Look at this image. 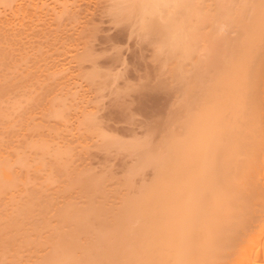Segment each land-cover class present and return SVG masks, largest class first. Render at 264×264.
Returning a JSON list of instances; mask_svg holds the SVG:
<instances>
[{"label":"bare ground","instance_id":"bare-ground-1","mask_svg":"<svg viewBox=\"0 0 264 264\" xmlns=\"http://www.w3.org/2000/svg\"><path fill=\"white\" fill-rule=\"evenodd\" d=\"M43 1H40V0H0V104L2 100L4 99L0 107H2L3 104H5L4 101L7 102L8 100L12 98L11 96L10 98H7L6 100V97H8L10 93L13 94V92L17 91V90L15 91L14 87L17 89V86L19 88L20 84H22V83L20 84L17 83V80H15L17 79V75L14 73L15 67L17 66L16 64L14 65V63H16L17 61L16 59H18L16 58L17 56H15L16 54L15 52L18 50L17 48H20L17 43H20L19 40L21 41L23 38H25V36H27V33H29L30 35L33 34L34 36L31 35L33 37H38V35L40 37L41 33H39L38 31L42 32V36H43V31L45 30H42V28L45 26L43 29L45 28L49 29L50 23L46 25L44 23L46 19H43V15L38 13V11L41 12L44 8L47 7L43 5L42 3ZM123 1L124 0H122V2ZM191 1H194V0H191ZM205 1L203 0V2ZM66 2L67 1H65V3ZM127 2H130V0L129 1L127 0ZM136 2L137 4L135 5L136 6L135 9L138 8L136 10L137 12H139L138 10L141 9V6H142V9H141L142 11L144 12L148 11L147 13H145L147 16H145L144 13H141L143 14V16H145L144 17L145 19L146 17H149V14L153 15L154 13L158 11L160 13L163 11L169 12L171 9H174V11L167 13L168 17L166 16L165 20L162 19L165 22L166 20L169 19V16H170V20L167 21L168 23L165 22L167 23L165 25H166V31L168 30V32H165L164 24L159 22V26L161 25L160 26L161 28L157 26L158 22L156 20V17H154L155 19L152 18L154 20L151 21L153 23L151 25L154 27H150V28L148 27V28L150 30L151 28L155 29L156 27V30L152 31V33L155 31V33L153 34H156V31L159 34V31L161 32V30H163L165 33H163V31L162 33H160V35L162 34L160 40L161 41L164 40L167 44L168 42H171V41H172L171 44H173L174 43L173 38H176V40L182 39L183 41L185 39V42L187 40L186 44L189 43L188 42L189 36L186 39L184 38V35L176 34L177 32L179 33L180 30L183 29L182 27H181L182 29H180V27L177 28L181 24L180 23L181 21L178 22V20L176 19L179 18L178 16L181 12H182L181 14L183 15V17H185L184 15H186L187 13L186 10H188L187 9L188 5L191 3L190 0H189L190 3L188 2V0H144V1L136 0L135 3ZM199 2H202V0L198 1V3ZM56 3L57 2H55V4ZM123 3L125 5V2ZM135 3L133 2L132 4H135ZM148 3H150V6ZM195 3L196 2H194V4ZM207 3L205 4L206 8L208 7L207 10H209L210 12H213L212 14H209V15L205 14L207 15V17L211 15V17H209L211 18L210 26L206 27L204 23H203L204 26H202L201 24L202 22H205L204 21L205 19H207L206 16H205L206 18L203 17L204 20L200 19L201 17H199L200 21L203 20L201 21V23L200 21L199 23L198 21L197 22L195 21V22L196 24L197 23L201 24L199 25V28L204 27V29L201 28L202 30L209 28V31H207L208 33H206L207 35H205L207 36L206 40L208 41L204 40L205 33L201 32L200 34L201 35L203 34L202 36L204 37L203 42L197 44V45H200V44L205 45L204 44V41H205V43L206 42L208 43V46H207V49L205 48L206 45L204 46V49H206V51H204L203 47L201 48L200 46H198L196 48L193 45L196 48V50L200 47L201 49H203L202 50L203 52L209 53V55L207 54L208 58H207V55L205 56L206 59L204 57L205 54H202L203 55L202 58H204L205 60L208 59L206 62L207 64H204L201 66L199 64L200 68L202 66L204 67V69L203 67L201 69H203L205 72L201 73L199 66H197L198 68H196L195 66L196 64L199 63V61H201L203 64V61L201 60L202 58H200L202 56L200 54L202 53V51L199 50L200 48L198 49L196 53L194 52V54L191 52L193 54V57L195 55L199 56L200 60L198 58L199 60L198 63H196L197 61L195 60L197 57L193 59V57L191 58L189 56L191 58L190 61L194 60L193 63H195V65H193L191 62V64L193 65V66L191 65L193 69H190V70L186 68L187 64L189 63L188 60H187L188 63H186V65H182V66H185L183 68H181V65H179L181 64L180 62L179 64L178 62L177 63L171 62L172 64L170 65L174 66L172 68L168 64V61L170 62L171 59L173 60L176 59V54L174 55L172 51L173 49L169 50L170 48L173 47V45L171 47L170 43H169L170 48L167 49L170 52H168L167 54L170 53L171 59L167 60L169 59L168 58L169 56L166 57L167 50H165L166 52L164 51L163 53L166 56L163 55V57H159L161 60L166 59L165 60L166 62H164L163 60L164 62L163 64L167 63L169 66L162 65L161 61L159 64L158 63L156 64L158 65L161 64L160 69L162 68L167 69V67H170L172 71V72L168 71V73L170 74L174 73L175 71L174 68H176L175 66H177L178 64L177 68L178 67L179 68L178 69L176 68L177 71L175 72L180 71L179 74H177V76L179 75L180 78H177L174 75L175 82L172 84L175 86L174 89L176 88L177 85H179L182 82V80L180 79H183L182 77L186 73V71L188 72V74H189V71H192L193 73L191 72L190 76L186 74L187 77L189 78L191 77V78L190 79L186 78L185 80H183L185 82V83L183 82L184 85L182 86L180 85V87L177 86L178 87L177 90H180L182 87V90H181V93H183L182 96H181V93L179 94V91L176 93L177 90H175V96H174V93H171L170 94L171 98L170 97L169 98L165 97L167 99L164 98L167 101V104H165V106L166 105L168 106L166 107L162 106L166 109V111L164 109L165 112L162 113L163 116L160 115L163 109H161L162 107L160 108V104H159V108L161 109V111H159L160 109L158 108L157 106L158 104H157L155 107L157 108L156 111L158 110L157 112H159L158 116L156 113V115L154 114L155 117H152L149 119V117L153 116L151 114V116H148V119L151 121H147V119L145 120L144 119L145 117H144L143 119L146 122L144 121H142V123L140 122V126H135V124L139 122H136L134 124V126L137 127L138 130H141V132L143 131L142 133L141 132L139 133L140 135L141 134H143L142 136L146 135L144 137L145 142L143 140H139V143L143 141V144L145 143V146L141 145L142 144L141 143L140 145L143 146V148L137 147L135 151L136 155L132 152L133 153L132 155L135 156V157L133 156L134 159L132 158V163H133V160L140 161V163H138L139 161L138 162L134 161V165L137 164L135 168L137 167L138 173L140 172L139 171L140 168L143 169L141 170V172L145 171L143 175L141 172L139 174L140 177H142L140 178V181L142 180L141 181L142 183L140 182L141 185L140 186L138 185L139 188L138 190H136L137 186H134V185H137V183H139L138 182L139 178H137L138 174L135 177L136 179L134 178L131 179L132 172L128 170L129 171L128 173H131V174H128L127 172L126 173H127V176L130 177L131 180L128 177H126V180L129 181V182L127 181L126 183L128 185L133 180V183H131L132 191L131 189H129V191L133 194V196L130 194V192H128L129 193V194L127 193L128 195L125 194L127 196H123V198H119L120 195L122 194L119 195L117 193L118 189H116L115 193L118 194L119 196H116L115 193L113 197L109 195L110 196L109 198H111L108 200L109 202L107 201V197H106V202L107 204L109 203L110 206L112 205L110 203L114 202L115 205L119 203L116 206H113L114 205L113 204L109 212L105 211L104 209H100L99 207H98L99 209L97 207L96 209H94L98 201L97 203L95 201H92V203L93 202L95 203L94 205L91 202H89L91 199H88L86 200L88 202L84 203L86 204L85 206L87 207V203L89 204L91 203L92 205H94V207L89 206L90 207L89 209L91 210L86 209V211H85V208L84 210L82 208L81 210H83L84 213L86 212L85 213L86 215H83V211H82V216H76L75 215L76 211L73 209L76 206L75 207H73V205L71 206L72 202H69L70 200H67L69 204L68 202L67 203L63 202V204H61L63 205L64 210L63 209H61L62 211L60 210L61 211L60 213H62V215H60L59 213L58 214L60 215L59 218L58 219L56 218L54 222L50 220L47 221V220L42 219V224L39 223L38 226L36 225L37 227L32 226L31 228L29 225L30 223H29L28 225L30 229H27L28 226L26 227L27 224L25 222L27 220L26 218L27 217L31 218L30 214L31 215L34 214L35 211L33 210H37V208H34L35 205L33 201H32L33 205L31 203L20 204L21 203V201L19 200L20 198H18V200H15L16 198L14 194L15 192L18 193L17 191H15V189H17V185H15L17 184L16 182L20 184L19 181H21V180L16 181L17 180L16 176L19 174V176L23 178V181H24V178H27V176L23 177L24 175L23 172L25 171V169L32 170L31 167L36 164L34 163L32 164V166L30 165L31 169L28 168L29 167L27 166V164L29 163L28 159H31V158H28V156H32V155L31 154L28 155L24 153L25 147L27 149L29 147L28 145L33 143L32 141L30 143L29 142L30 140L29 141L26 140L27 136L25 135L26 134L28 135V133L23 132L24 128L26 129L30 127L31 125L25 126L23 128L24 126L23 123L25 122L21 121V123L22 122L23 123L21 125L19 124L18 126L17 122L19 120L16 122L17 124L14 123V121L12 120V119H15L14 118V116L16 115L15 113H14L15 114L14 116H12L13 114L10 113L12 114L11 117H13L10 119L9 110L7 112L9 114V117L6 115L7 113L4 114V112H2L1 114L0 112V119L2 120V124H3L2 125L0 121V126H1L0 127V194L2 193L0 197L3 196V193H5V191L7 193V191H11V189L14 188L13 187L14 185L16 186L15 189H12V191H15L14 193L12 192V195H10L11 192H9L8 194L10 196L8 197L9 201H7L8 203L6 202L8 206L9 204L10 206L15 204L13 205V209L12 210L10 209L9 212L10 211L11 212L8 214H5V216L0 215V264H264V0H210L209 6H207ZM42 5L44 6V8ZM65 5H67V3ZM114 5L116 6L115 3ZM196 5H198V8L196 7L197 9L201 7V5L199 6V4H195V6ZM131 6L130 8L132 9L133 7ZM143 6L145 7L147 6L146 10H145V7ZM203 7L204 6L201 7L202 10H203ZM201 8L198 11L201 12ZM206 8L204 7V10ZM53 9L54 7L51 9H48V12L49 10H51L50 12L52 13ZM66 9H68L67 6L64 8V10ZM151 9H154V10H152L151 12ZM155 9H157L158 11L157 10L155 11ZM111 10L112 9H110V11ZM175 10H177V12L179 10L180 13L178 14L177 12H175ZM56 11H55V14H56ZM43 12L45 13V10H43ZM62 12L60 15H63ZM114 12H117V11H114ZM58 13H60V11H58ZM63 13L64 15H66L65 12ZM131 13L132 12H130L129 14ZM174 13L177 15L176 18H174L175 16L173 15ZM190 13H191L192 18H194L195 11L191 10L189 14ZM39 14L42 15L41 18L44 20V22L40 21L41 19L39 18L40 17ZM55 14L54 16H60L59 14L58 15L57 14L55 15ZM67 14H69V11L67 12ZM117 14L119 13L117 12ZM167 14H164V15H167ZM181 14L180 16H182ZM19 15L21 17L23 15V17L20 18ZM32 15H33V18H34V15L38 16V17L36 16V18H39L37 20L40 21V25L43 23L41 25V27L43 26L42 28L36 26L37 22L34 23L37 29H34L35 26L33 27L32 24H29V22L33 20ZM28 16L30 18L29 21L27 19ZM157 16H162V15L160 14ZM198 16L196 17L198 18ZM202 16H204V14ZM134 17L136 16L134 15ZM18 18H20L21 20ZM44 18H47V16ZM57 18L61 21V18L63 17L61 18L57 17ZM25 19L28 21L27 23L25 22ZM35 20L36 19L34 18V22ZM49 20H52V19H49ZM130 20L131 19H129V21ZM174 20H176L178 24H174ZM194 20L195 19H193L192 21L194 22ZM24 22L26 24H24ZM51 22H52L51 24L52 26L54 22L53 21ZM130 24L132 23L130 22ZM191 24H188V26ZM29 25L31 26L30 28H29ZM136 25L137 27H139L138 23ZM148 25L149 24H147L146 26ZM189 28L188 30L190 31ZM51 29L52 28H50V30ZM30 30L31 31L33 30V32L30 33L31 32ZM34 30H37L38 33H36ZM34 32L37 35H35ZM191 32L189 34H191ZM193 32H197V31L195 30ZM149 33H150V36H152L151 35L152 33L148 32V34ZM163 34H164V37H163ZM200 34L199 32H197L198 36L196 37L193 36V37H195V39L198 37L201 39ZM131 36L129 38H131ZM29 37L30 36H28V38ZM44 37L46 36L44 35ZM165 37H167L168 39H166ZM28 38L26 37L27 40H30ZM192 38H189V39L193 40L194 38L193 39ZM199 38L197 40H199ZM37 39L39 40L41 38H37ZM195 39L193 40L194 42L193 41L192 42L195 43L196 45V43L198 42H195L197 41ZM38 40H37V44H38ZM166 40H169V41H166ZM179 40L176 42L180 43ZM31 41L35 42L36 40L35 41L31 40ZM156 41L158 42H155V40L152 41V44L155 42V44L153 45H156L157 43V47H156V51H157L158 47L162 48L164 46L163 44L164 42L160 43L161 41L159 42V38ZM29 42L28 41L26 42V40L23 42L21 41V45L22 43L24 44V47L23 46L21 47L25 48L27 43L31 44ZM192 42H191V45H192ZM160 44L162 47L160 46ZM33 45L35 44L33 43ZM16 46L18 47L16 48ZM28 46L30 47V45ZM32 48L35 49V47L33 46ZM153 48L155 49L154 46ZM190 48L192 50L193 47H190ZM162 50L158 49V51L155 52V54L159 53L161 55ZM178 50L179 51L177 50L176 51L179 52V54H181L180 55V59H181L182 58L181 56L183 54H182V51H180V49ZM171 52L173 53V56ZM25 54L23 53V55ZM21 55L22 54H20V56ZM37 55H38V52H37ZM178 58L179 56L177 57V61L180 60ZM39 60L40 59H38V61ZM205 60H204V63H205ZM28 61L29 60H27V62ZM43 61L42 62L39 61L37 64L39 63L44 64ZM183 61H184V57H183ZM67 63L69 64V62ZM60 64L62 65V63H59V65ZM27 65L29 64H26L24 66L22 65L23 69L22 68L21 69L24 70V67L26 68ZM61 65H60L61 68H58L57 70L63 73H65L66 71H69L68 70L69 68L67 69V66L65 68V66L63 65L61 66ZM45 66L43 67V69H45ZM70 67L72 66L70 65ZM40 68H41V65H40ZM49 68H51V66H49ZM183 70L185 73L183 72ZM26 72H28L30 76H32V73H30L29 68H28V71ZM22 73L24 72L22 71ZM40 74L42 75V73ZM67 74L66 75L63 74V75L66 77L68 76ZM14 75L16 78H14ZM57 75L60 76V72ZM197 75L199 77H197ZM174 76L170 78L172 79L174 78ZM70 77H72V75ZM29 78H32V77H29ZM37 78L39 80V76ZM170 78H168V80H170ZM192 78L194 79L196 78V80L198 79L199 81L198 83L200 86L199 91H201V92L198 91L199 94H196L197 92L196 93L194 92V90L197 91V89L199 88L197 87L198 81L197 82L196 80L193 81ZM25 79H28V77ZM14 80L16 81V84ZM160 80L161 79H159V81ZM179 80L181 82H179ZM187 80L189 82H186ZM190 80H191V83H190ZM163 81H165V78ZM192 81L196 82L197 89L195 85L192 83ZM170 84L166 85L165 82H163V84H160L159 82V88L162 87L164 91L162 89H159L158 87L157 88L155 87L156 88L155 90L156 91L157 89L162 90V92L166 94V92H169V91L165 89L170 88L169 86H172ZM187 84L189 85V86H186L187 88H189L190 86L193 88V89L192 88L189 89L190 91L192 90L191 94H188L187 92L188 89L186 87L183 88V86ZM157 85L158 84H156V86ZM163 85H165L166 87L165 86L163 87ZM67 88L64 89L65 92ZM74 88H76V86ZM173 90H170V91L173 92ZM148 91H149V88L146 92ZM153 91L154 90H152V93ZM72 92L73 91H71V93ZM75 92L79 93L77 91ZM149 93L152 95L151 91H149ZM159 94H158L159 96L162 95L161 92ZM184 94L188 96H185ZM193 94H196V95H193ZM69 95L71 97V94ZM154 95H157V94H154ZM189 95L191 97L193 95V97L190 98ZM72 96H74L73 93H72ZM184 96H185V99H183V102L186 101L188 98L191 100L189 101L187 100L185 104H183V102L180 103L182 101V97L184 98ZM73 98L75 99L77 98V96L75 95ZM168 99H169V102H168ZM165 100L163 102H166ZM171 100L172 101L174 100L175 102L174 101L170 102ZM163 102L162 104H164ZM7 104H9V102ZM43 105L45 106V104ZM88 105H89V102L87 106ZM82 106H84L83 103H82ZM85 107L86 106H84V108ZM151 109L153 110V108ZM14 110L12 111L15 112ZM143 110H144V107H143ZM49 113L51 114L53 112L50 111ZM20 115L22 116L23 114H20ZM84 116L85 115H83L82 117ZM23 117L25 116H22V118ZM17 118L20 119L19 116ZM9 120H12V121H9ZM24 120H26V123H27L28 122L27 120L29 119L26 118ZM133 123L134 122H131L132 124L131 127H133ZM15 124L17 126H15ZM17 127L19 130L20 128L23 129L22 134L25 136V138L23 137V140H26L25 141L26 145L23 149V152H21L22 154L19 153V150L17 151L18 148L15 150V147H17V145L15 147L12 146L15 143L14 140L16 139L19 140L18 136L20 135H16V134H19V133L21 134V131L19 130L17 131ZM28 129L27 131L29 132ZM134 130L135 129L131 130V133L133 132L132 134L130 133V130H129V133L132 135V138L133 136L135 137L137 136L135 138L137 139L138 135L136 134L137 133L136 131H135L136 133H134ZM35 131H37V129ZM14 135L17 138L15 139L13 138L12 140V136ZM20 138H22V136ZM141 138L142 137H139V139ZM23 140H19L20 143H22L21 141ZM12 141H14L13 144H11ZM19 141H17V143ZM41 142L43 141L41 140ZM137 143L135 142L136 145ZM130 145H131V142H130ZM130 145H129V148H130ZM47 150H51V149H47ZM39 152H41L40 154H43L42 153L43 149L42 151H39ZM137 153H140V154H137ZM25 154L28 156H26ZM25 156L28 159L25 158ZM59 156L61 157V155ZM137 156L140 157L141 160L139 158H136ZM141 156H144V157L142 158ZM35 160L34 162H37ZM42 163L44 164V162ZM127 164L128 163H126V166ZM140 164L144 168H142ZM24 173H27V171H25ZM28 173L27 175H29ZM40 175H41L40 176V179H41L42 174ZM50 178H52V176H50ZM30 179L32 178L30 177ZM83 180H86V178ZM73 181H75V179H73ZM126 183L123 186H122V183H119V184H121L120 186L121 188H123L124 186H126ZM20 185L23 186L22 183ZM133 187H136V188H133ZM52 188L54 189L57 187L55 186ZM121 188L118 191L119 193L121 191ZM53 189H51V191H53ZM125 189H128V188L126 187ZM133 189H135L134 191L136 192L135 195L133 193ZM103 191H104V188H103ZM25 193H26V189H25ZM57 193L54 192V194H57ZM6 195L7 194H5V196ZM106 195L108 196V194ZM5 196L4 198L6 199L7 196L6 197ZM115 196L119 198V202L116 199L114 201L113 198ZM52 198H54V196ZM110 200L111 201L113 200V202H110ZM45 202L47 203V201ZM49 202H51V200ZM60 202H61V199H60ZM64 203L65 205L68 204L70 206L66 207L64 206ZM0 205H3V204H0ZM46 209H45V212L39 209L40 214H37L39 215L38 216L39 218H40V215L42 216V213L45 216L46 213L49 212V211L47 212ZM53 209H54V206H53ZM75 209L77 210L78 208H75ZM81 210H77V213L78 211H81ZM53 211H51V213ZM1 212L2 211H0V213ZM2 214L4 213L2 212ZM78 215H81V213L80 214L78 213ZM55 216L57 215L55 214ZM32 217H34V215ZM46 217L47 216H45V219H47ZM27 232H30V234H28ZM19 233H22L20 235L21 236L24 235V237H20ZM29 235L31 239L29 238ZM16 236H19V237H16ZM32 236L34 237V240ZM17 238H22L21 242L17 241L16 240ZM30 243H33V245L34 243H36V245H38L37 243H41V244L38 245L39 248L37 250H34L35 248H37V246L29 250L27 245L30 246L31 245ZM45 245H47L46 246L47 248L45 247ZM19 247H23V248H19ZM24 247H27L26 252L23 251L24 252L23 253L22 251H19V249L25 250ZM31 250H34V251H32V255L31 256L28 255V258H27L26 254L30 253ZM22 255L24 256V258H26V260L23 259Z\"/></svg>","mask_w":264,"mask_h":264},{"label":"rangeland","instance_id":"rangeland-1","mask_svg":"<svg viewBox=\"0 0 264 264\" xmlns=\"http://www.w3.org/2000/svg\"><path fill=\"white\" fill-rule=\"evenodd\" d=\"M40 1H43V0H40ZM44 1L42 2L43 5H45V7L47 6L46 8H44V6L42 5L44 8L43 10H45V13L43 12V10L41 12L38 11V13L42 14L43 19H46L47 22L49 19H52V20H49L48 23L46 21L44 22V20L41 18L42 15L39 14V16H40L39 18L41 19L40 21L44 22L46 25L50 23L49 29L48 28L43 29L45 26L44 27L42 26L43 28L41 27V25L43 23L41 22L42 24L40 25V21L37 20L39 18H36L37 15L36 16L34 15V18L36 19L34 22V18L32 15L33 20L31 21L32 23L29 22V24H32V26L34 27L35 26L34 23L37 22L36 23L37 27H41L42 30H45V31L47 30V31L46 32L43 31V36H42V32L38 31L39 33H41L40 37H39V35H38V37H33L34 36L33 34H31V35H33V36H31L29 33H27V36H25V38H23L21 40L22 42L25 40H26V42L27 41L29 42L31 40H33V41L36 40V41L35 42H32V41L29 42L31 44L27 43L25 48H23L24 47L23 43L21 45L20 40H19L20 43H17L18 46L21 48V50H20V48H17L18 46H16V48L18 50L15 53L16 54L18 53V54L17 55L15 54V56H17L16 58H18V59L14 58L17 60V61L15 60L16 63H14V65L16 64L17 66L15 67V70L14 69L13 70H14V73L17 75V79H15V80H17V83H19V84L22 83V84H20L19 88L17 86V89L14 87L15 91L16 90L17 91L13 92V94L10 93L12 95L9 94L8 97H6V100H7V98H10L11 96H12V98L10 100H8L7 102L4 101L5 104H3L2 107H0L1 108L0 109L1 114H2V112H4V114L7 113L8 110H9V114L10 113L13 114V115L10 114V119L13 118V117H11V115L14 116L16 114L14 116V118L17 120H15V119H12V120L14 121V123H16L19 120L17 122L18 126H19V124L21 125L23 122H25V123H23L24 124L23 128L25 126L31 125L30 127H28L29 129L24 128V131H23V132L28 133V135L25 133L26 134L25 136H27L26 140L27 141L30 140L29 141L30 143H31V141L33 142L31 144H29V142H28V144H29V145L27 144L29 146V147L27 146L28 150L25 147V145H26L25 141L26 140H23V137L25 138V136L22 134L23 129H21V128L19 130L17 127V131L18 130L21 131V134L20 133L19 134L15 133V134L20 135V136H18L19 137L18 139L23 140V141H21L22 143H20V141L16 139V140H14L15 143H14V141H12L11 144L14 143V145H12L13 147H15L17 145V147H15V150L18 148L17 151L19 150V153L23 152V149L25 147L24 153H26L28 155L31 154L33 156V158H32V156H28L25 154L26 156H28V158H31V159H28L25 156V158H27L28 162H29L28 163L29 165L27 164V166H29L28 168H30L32 166V164L36 163L35 165H33L31 167L32 170L25 169V171H27V173L30 171L28 173L30 176L27 175V173H24L25 172L24 171L23 177L27 176V178H24V181H23V178H21L19 176V174L16 176L17 177L16 181L21 180V181H19L20 184L22 183V185H23L26 183L25 185L21 186L20 184H18V182H16L17 184H15V185H17V189H15L16 188L15 185L13 186L14 188H12V189H15V191H17L18 193H16L15 191H12V189H11V191H7V193L5 191V193H3V196H1L2 198L0 197V204H3V205H0V211H2L4 213V214H2V212H1L0 215L5 216V214H8L11 212V211L9 212L10 209L11 210L13 209V205H15V204L12 203L13 205L10 206V204H9V206H8L7 201H9L8 197H10L8 195L9 192H11L10 195H12V192L13 193L15 192V194H14V196L16 198L15 200H18V198H20L19 199L21 201L20 204L31 203L33 205V203H34L35 207L34 206L33 207L37 208V210H33V211H35L34 214H32V215L30 214L31 218L27 217L26 218L27 220L25 221L27 224L26 227L27 226L29 227V225H30L31 228H32V226L37 227L39 225V223L42 224V219L47 220V221L50 220L52 222H54L56 220V218L58 219L59 216L62 215V213H60L62 211L61 209L64 210V207L61 204H63V202L67 203L68 202L67 200H70L69 202L73 203V204L71 203V206L72 205H73V207L76 206L75 208H78L77 210H81L82 208L84 210V208H85V211H86V209L91 210V209H89L90 207H94L95 203L94 202L92 203V201H95L96 203L98 201L99 204L97 203L98 205L96 204L94 209H96V207L97 208L99 207L100 209H104L105 211L109 212V210H111V207L113 204H114L113 206H116L119 203H117L115 205L113 200L112 201L110 200V202H113V203H110V204H112L110 206L109 203L107 204V202H106V197H107V201H108L109 199H111V198H109L110 196L113 197L116 194L115 193L116 189H118V191H119V189L121 188V186H120L121 184H119V183H122V186L125 185V183L128 181V180H126V177H128L127 173L129 171L132 172V178L131 179H133V178L136 179L135 177L138 174L137 178H139L138 179L139 183L136 182L137 185H134V186H137V188L133 187V188H136V190H138L139 186L141 185L140 182L142 181V180L140 181V178H142V177H140L139 174H140L141 170H143V169L140 168V170H139L140 172L138 173L137 167L135 168V166L137 164L134 165L135 160H133V163H132V158L134 159V157H135L132 154L133 153L135 154L137 147L143 148V146H145V143L143 144V141H144V137L146 135L145 136H142L143 134L140 135L139 133L141 132V130H138L137 127H135V126H140V122L142 123V121H144V119L145 120L147 119V121H151L149 119L152 117H155L156 113L158 116L159 112H157L158 110L156 111L157 108L155 106L157 104H158L157 105L158 108H159V104H160V108L162 106H165V104H167V101L165 100L167 98H165V97L169 98L171 96L170 95L171 93H174V96H175V90L178 89L177 86L180 87V85L181 86L184 85L183 80H185L186 78H189V77H187V75L190 76V73L192 72L189 70L193 69L192 66L195 65V63H193L194 60L190 61L191 58L193 57L194 52L196 53L200 47L201 48L203 47V49H204L205 45H206L205 48L207 49V46H208V43L207 42H206L207 44L205 43V41H208V40H206L207 36H205V35H207L206 34V33H208L207 31H209V28L207 29L206 27L210 26V24H211V18H209V17H211V15L207 17V15H205V14L209 15V14L213 13V12H210L209 10H207L208 7L206 8V6H205V4L207 2H208L207 6L210 5L209 4L210 0H206V1L204 0L206 3L203 2V0H202V2H199V3H198V1H200V0H198V1L197 0H194V1L190 0V2H191L190 3L188 0V2L190 4L187 2L189 5L187 8L188 10L185 9L187 11L186 15H184L185 17H183V15L181 14L182 12L180 13L179 10H178V12H177V10H175V12H177L178 14L180 13L182 15V16H180V14H179L178 17L180 19L179 18L176 19V20H178V22L181 21L180 22L181 24L177 28H179V27H180V29L183 28L182 29L183 31L180 30L179 33L176 31L177 32L176 34L184 35V38L187 39L188 36H189V38H192L193 36L196 37V36H198L197 32H199V34L202 32V33H205L204 34L205 38L202 36L203 34L202 35L200 34L201 39L198 37L199 40H197L198 38L195 39V37H193L195 40H197L195 42H198V43H196V45H195V43H193L194 42L193 38H192L193 40L188 38V42H189L188 44H186L187 40L185 42V39L183 41L182 39L176 40V38H173V41H174L173 44H171L172 41L168 42V44H167L164 40H162V41L160 40V38L162 36V34L160 35V33H162L163 30H161V32L159 31V34L157 33V31H156V34H153V33H155V31L153 33H152V31L156 30V27H155V29L151 28L150 29L151 31L149 30V28L154 27L151 25V24H153L151 21H153L155 19L154 17H156V20L158 22L157 23L155 21L157 23V26H159V22L164 24V25L167 24L168 23L167 21L170 20V16H169V19L165 21L167 23L164 22L166 16L168 17L167 13L174 11V9H171L169 12L163 11L160 13L157 10L158 9L157 8V9H155V11L156 10L158 11V12H156L157 14L154 13L155 14V15L153 14L154 16L152 14H149V17H146V19H145L144 17L147 16L145 13H147L148 11H146V12L142 11L141 10L142 6H141V9L138 10L139 12H137L136 10L138 8L135 9L136 8L135 5L137 4V2L135 3L136 0H134V1L132 0L135 4H132L133 2L131 0H130V2H127V0L126 1L124 0L123 2H125L126 6L122 2V0H57V1H55V0L54 1L53 0H47V1L44 0ZM65 1H67L66 2L67 5H65L66 4ZM55 2H57V3L59 2L58 3L59 5L57 3L55 4ZM194 2H196L195 4H199V6L201 5V7L204 6L206 9L204 10V7H203V10H204L203 11L202 8L200 7L201 12L198 11L200 8L197 9L198 5L195 6ZM44 3H46V4H44ZM114 3L116 4V6L114 5ZM111 4H113V5H111ZM131 4H132V6H131ZM148 4L150 6V3H148ZM61 5H63V6H61ZM64 5H65V7L67 6L68 9L64 10V8H65ZM139 5H140V3H139ZM50 6H51V8L54 7V9H55V10L54 9L52 10V13L50 12L51 10H49V12H48V9H51ZM130 6L133 7L134 9L133 8L131 9ZM137 7H139V6H137ZM143 7H145V6H143ZM146 7H145V10H146ZM115 8H116V10H115ZM189 8H190V10H189ZM110 9H112L111 10L112 12L110 11ZM152 10H154V9H151V12H152ZM191 10L195 11L194 18H192L191 13L189 14V12ZM55 11H56L57 15L58 14L60 15L62 11L65 12L66 15H64V13L62 12V14L64 16L63 15H60V16L63 18H61L60 16H54ZM58 11H60V13H58ZM68 11H69V14H67ZM114 11H117L119 14L120 13L121 14L119 15V14H117V12H114ZM122 11H123V13H122ZM128 11L132 12L131 13L132 15L129 14L130 12H128ZM208 12H210V13H208ZM141 13H144L145 16H143V14H141ZM162 13L167 14V15H164ZM202 13L204 14V16H202L203 15ZM160 14L162 16H157ZM20 15H19V17L22 18L23 15H22V17ZM45 15L49 19L44 18V17H46ZM134 15L136 17H134ZM173 15H175L174 18H176L177 15L175 13ZM29 16H31V15H29ZM29 16H28V18L25 17L28 19V21L30 19ZM196 16H198V18ZM205 16L207 17V19L204 20L203 17L206 18ZM57 17L61 18V21ZM157 17L158 18L162 17V18L158 19ZM199 17H201L200 19H203L205 22L201 23V21H203V20L200 21ZM20 18H18V19H20ZM152 18H154V19H152ZM129 19H131V20L129 21ZM162 19H164V20H162ZM193 19H195L194 22L198 21V23H199V21H200L202 26H204L203 25V23H204L206 25V27H205L206 29L202 30L201 28L204 29V27H201V26H200L201 28H199V25H201V24H198V23L196 24V22L194 23L192 21ZM158 20H160V21H158ZM176 20H174V24H178L176 22ZM28 21L25 19L26 23ZM51 21L54 22L52 25L53 27L51 26V24H52ZM138 21H140V22H138ZM25 22H24V24H26ZM130 22L134 25L130 24ZM155 22H154V24H155ZM191 22H192V24H191ZM135 23L136 24L138 23L139 27H137V25ZM147 24H149V25L146 26ZM184 24H185V26H184ZM188 24H191V25L188 26ZM160 26H159V28H161ZM30 27L31 26L29 25V28ZM35 27H34V29H37V27L36 28ZM195 27H197V28H195ZM50 28H52V29L50 30ZM136 28L138 31L136 30ZM159 28H158V30H159ZM188 28L190 29V31L188 30ZM146 29H148V30H146ZM162 29H164V28H162ZM198 29H199V31H198ZM177 30H179V29H177ZM195 30L197 32H193ZM34 31L36 33H38L37 30H34ZM32 32H33V30L30 33H32ZM148 32H151L152 36H150V33L148 34ZM165 32H168V30L166 31V25H165ZM165 32L163 31V33H165ZM190 32H191V34H189ZM36 33H35V35H37ZM46 33H47V35H46ZM131 33H133V34H131ZM185 33H186L187 37H186ZM195 33H196V35H195ZM143 34H145V35H143ZM157 34H158V36H157ZM192 34H194V35H192ZM44 35L47 37V39H46V37H44ZM159 35H160V37H159ZM28 36H30V37L28 38ZM130 36H131V38H129ZM178 36H180V35H178ZM26 37L30 40H27ZM136 37H138V38H136ZM163 37H164V34H163ZM37 38H41V39L38 40ZM158 38H159V42L161 41L160 43L164 42L163 47H165V48H163L160 44V46L163 48V50H162V48H159V47L157 48V51H158V49L162 50L161 55L159 53L155 54V52H157L156 51L157 43H156V45H153V44H155V42H158V41H156V40H158ZM165 38L168 39L167 37H165ZM181 38H183V37H181ZM203 38L205 40L204 41L205 45H203V44L197 45V44L203 42ZM42 39H43V41H42ZM152 39L155 40V42L153 44H152V41H154V40H152ZM37 40H38V44H37ZM178 40L180 41L181 44L176 42ZM166 41H169V40H166ZM182 41H183V43H182ZM190 41L191 42L193 41L192 45H191ZM33 43L35 45H33ZM169 43L171 44V47L173 45L172 48L169 47L170 46ZM182 44H184V45H182ZM28 45H30V47ZM158 45H159V43H158ZM178 45H180V46H178ZM193 45L196 48L198 46H200V47L196 50V48ZM21 46H23V47H21ZM32 46L35 47V49L32 48ZM153 46L155 47V49L153 48ZM185 46H187V47L189 46V47L187 48ZM190 47H193L192 50ZM168 48H170L169 50L173 49L172 51H173L174 55L176 54V59H174V60L171 59L170 53L167 54L168 52H170L169 50H167ZM201 48L199 50L202 51L203 49H201ZM178 49H180V51H182V54L184 55V56L183 55L181 56L182 57L181 59H180L181 54H179V52H177V51H179ZM206 49H204V51H206ZM208 49H209V47H208ZM165 50H167V52ZM24 51L26 52V54ZM36 51L38 52V55H37ZM164 51L166 52L167 56L163 54ZM21 52H23L25 55H23V53H21ZM31 52H33L34 54ZM173 53H172V56H173ZM20 54H22V55L20 56ZM200 54L201 55L205 54L204 57L207 54L209 55V53H205L203 51ZM28 55L29 56L31 55V56L29 57ZM163 55L166 57L169 56L168 57L169 59H167V60L171 59L170 62L168 61L169 65L172 64L171 62H173V63L178 62V64L180 62L181 64H179V65H181V68H183L185 66H182V65H186V63L189 62L188 64L190 66L188 64L186 66V68L189 69L188 70L189 74L187 71L185 73L183 70V72L185 74L183 75V77L181 76L183 78V79H180V80H182V82L179 80V82H181V83L180 84L178 83L179 85L176 84L177 86L175 89H174L175 86L172 85L175 82V76L177 78H180L179 75L177 76V74H179L180 71L175 72V71H177L176 68H177L178 64H177V66H175L176 68H174L175 71L173 74L168 73V71L169 72L171 71L170 67H167V69L164 68L165 70L162 68L163 69V71H162V69H160L161 64L158 65L160 63V61L162 62V65H165V66L168 65L167 63L163 64L164 62H166L165 61L166 59H163L164 60V62H163V60H161L159 58V57H163ZM177 55L179 56L178 59H180L178 61H177V57H178ZM208 55H207V58H208ZM40 56H42V57H40ZM143 56H145V57H143ZM19 57L20 58L22 57L24 59H22V58L20 59ZM32 57H34L36 59H34ZM183 57H184V61H183ZM202 57H203V55L200 58H202ZM135 58H137V59H135ZM153 58H154V60H153ZM185 58H187V59H185ZM194 58H196L195 60L197 61V62L196 61L195 62L198 63V61L200 60L199 56L195 55L193 57V59ZM198 58H199V60H198ZM38 59H40L39 60L40 62H42L44 59V61H43L44 64L43 63L37 64L39 62ZM205 59H206V57H205ZM205 59L202 58L201 60L203 61V64L201 61H199V63L195 65L196 68H198L197 66H199V64H200V66L207 64L206 62L208 59L207 60H205ZM27 60H29V61L27 62ZM34 60L35 61L37 60V61L35 62ZM66 60H68V61H66ZM181 60L183 63L181 62ZM187 60H188V62H187ZM204 60H205V63H204ZM34 62H35V64H34ZM67 62H69V64ZM191 62L193 65L191 64ZM59 63H62V65L65 66V68L67 66V69L69 68L68 69L69 71H66V72L67 73L70 72V73L67 74L66 72L63 73V72L57 70L58 68H61L60 67L61 64L59 65ZM156 63H158V64H156ZM26 64H29V65H27L26 68L24 67V70H22L23 66ZM32 64L34 65V67ZM40 65H41V68H40ZM70 65L72 67H70ZM44 66H45V69H43ZM49 66H51V68H49ZM53 66H55V67H53ZM170 66H171V68L174 67L172 65H170ZM200 66H199V68H200ZM162 67H164V66H162ZM28 68L30 70V73H32V76H30V74L28 72H26V71H28ZM181 68H180V70H181ZM201 68H200L201 73L205 72L203 70L204 67H203V69H201ZM168 69H170V70H168ZM21 70L24 73H22ZM58 71L60 72V76L57 75V74H59ZM196 71H197V69H196ZM156 72H157V74H156ZM165 72H167V73H165ZM20 73H22V74H20ZM34 73H35V75H34ZM40 73H42V75ZM19 74H20V76H19ZM63 74L64 75L67 74L68 76L65 77ZM69 75L70 76L72 75V77H70ZM147 75H149V76H147ZM185 75H186V77H185ZM192 75H194V74H192ZM26 76L28 77L29 80L25 79V78H27ZM33 76H34V78H33ZM38 76H39V80L37 78ZM159 76H160V78H159ZM173 76H174V78L171 79L170 77H173ZM29 77H32V78H29ZM167 77L170 78V80H168ZM195 77H196V75H195ZM197 77H199V76L197 75ZM14 78H16L15 75H14ZM164 78H165V81H163ZM69 79H70V81H69ZM154 79H155V81H154ZM159 79H161V80L159 81ZM192 79H193V81L196 80V78L195 79L192 78ZM24 80H25V82H24ZM35 80H37V81H35ZM166 80H168L169 82ZM171 80H173V81H171ZM188 80L186 82H189ZM193 81H192V83L196 87V82L198 81V79L196 80V82H193ZM26 82H28V83H26ZM159 82H160V84H163V82H165L166 85L167 84L169 85L171 83L170 85H172V86H169L171 89L168 87H167L168 89H165L169 92L165 91L166 94L163 93L162 92L163 88L162 87L159 88ZM152 83H154V84H152ZM190 83H191V80H190ZM198 83H199V81L197 82V87H199V88L197 89V87H196L197 91L194 90L195 93L197 92L196 94H199L198 91L200 90V86ZM15 84H16V81H15ZM19 84H17V85H19ZM29 84H30V86H29ZM65 84H66V86H65ZM156 84H158V85L156 86ZM22 86H24V87H22ZM69 86H70V88H69ZM75 86L77 89L74 88ZM151 86H153L154 89ZM160 86H162V85H160ZM164 86L165 85H163V87ZM186 86H189V85L187 84V85L183 86V88ZM63 87H65V88H63ZM155 87L156 88L158 87L159 89H162V90L157 89V91H156ZM66 88H67V90L68 89H70V90H68V91L66 90V92H65L64 89H66ZM148 88H149V91H151V93H152V90H154L152 95L149 93V91L146 92L148 90ZM151 88H152V90H151ZM190 88H192V87L190 86L187 89L189 90ZM170 90H173V92ZM181 90H182V87L180 90H177L176 93L179 91V94H180ZM188 90H187L188 94H191L192 90L191 91L190 90L188 91ZM69 91H70V93H69ZM71 91H73L72 93L74 96L75 95L77 96V98H75L76 100L73 98L74 96H72ZM75 91H77L79 93H76ZM160 92L162 93L161 96H159ZM199 92H201V91H199ZM145 93H146V95H145ZM69 94H71L72 98L70 97ZM154 94H157V95H154ZM182 94L183 93H181V96H182ZM196 94H193V95H196ZM184 95L188 96L186 94H184ZM193 95H192V97H193ZM157 96H159L160 98ZM178 96H180V95H178ZM185 96H184V98L182 97V101L180 103L183 102V99H185ZM192 97L190 96V98H192ZM39 99H41V100H39ZM147 99H149V100H147ZM157 99L159 102L157 101ZM159 99H161V100H159ZM3 100H2V102H3ZM164 100L166 102H163ZM187 100L189 101L191 99L188 98ZM152 101H153V103H152ZM173 101L171 100L170 102H173ZM186 101H184L183 104H185ZM2 102H1V104H2ZM8 102H9V104H7ZM88 102H89V105L87 106ZM162 102L164 104H162ZM168 102H169V99H168ZM82 103L84 106H86L85 107L86 110H85L84 106H82ZM1 104H0V106H1ZM43 104H45V106ZM166 106H168V105H166ZM143 107H144V110H143ZM151 108H153V110ZM10 109H11V111L14 109H16V110H14L15 112H13V111L11 112ZM161 109H163V111L161 112L160 115H162V113L166 111V109L164 107H162ZM161 109L159 111H161ZM164 109H165V111H164ZM149 110L152 112H150ZM50 111L53 113L50 114L49 113ZM80 112L83 114H81ZM9 114L7 113L6 115L9 117ZM20 114H23L22 116H25V117L22 118V116ZM151 114L153 116H151ZM54 115H55V117H54ZM83 115H85V116L82 117ZM18 116L20 117V119L17 118ZM148 116H151V117H149V119H148ZM52 117H54V118H52ZM26 118L29 119V120H27L29 122V123L27 122L29 125L26 123V120H24ZM156 118H158V117H156ZM12 120H9V121H12ZM0 121L2 124L1 119H0ZM21 121H23V122L21 123ZM130 121L134 122L133 127H131L132 124ZM136 122H139V123H136ZM144 122H146V121H144ZM7 123H8V121H7ZM16 124H15V126H17ZM134 124H135V126H134ZM33 125H35V126H33ZM35 128L37 129V131H35L36 130ZM27 129L29 130L30 133L27 131ZM132 129H135L134 133L137 132L136 134L138 135V138H137L138 140L135 139L137 136L136 137L133 136V138H132V135H131L133 133V132L131 133ZM129 130H130L131 134L129 133ZM133 135H135V134H133ZM14 136H12V140H13V138L14 139L17 138L16 136L15 137ZM21 136H22V138H20ZM139 137H142V138L139 139ZM131 138H132V140H131ZM31 139H33V140H31ZM41 140L43 142H41ZM136 140L138 141V143ZM139 140H143L141 142L142 144L139 143ZM17 141H19L18 142L19 144L17 143ZM130 142H131V145H130ZM135 142L137 143V145L135 144ZM37 143H38V145H37ZM138 144L139 145L141 144L143 146H141V145L139 146ZM33 145H34V147H33ZM39 145L43 149V152H42L43 154H40L41 152H39V151H42V149L40 148ZM120 145H122V146H120ZM129 145H130L131 150L129 148ZM134 145H136V146H134ZM30 146H31V148H30ZM107 146H108V148H107ZM21 148H22V150H21ZM47 149H51V150H47ZM138 149H140V148H138ZM32 152H33V154H32ZM137 152H139V151H137ZM55 154H56V156H55ZM137 154H140V153H137ZM59 155H61V157ZM57 156H58V158H57ZM43 157H45V158H43ZM141 157L143 158L144 156H141ZM34 158L37 160H35ZM136 158L140 159V157H138V156ZM39 159H40V161H39ZM41 159H42V161H41ZM34 160L37 162H34ZM138 161L136 160L135 162H138ZM42 162H44V164ZM45 162H46V164H45ZM126 163H128L127 166H126ZM138 163H140V161ZM44 167H45V169H44ZM141 167L144 168L142 165H141ZM124 168H126V169H124ZM136 169H137V171H136ZM134 170L136 173L134 172ZM133 172H134V174H133ZM144 172L145 171L141 172L142 175ZM32 173H34V174H32ZM44 173H45V175H44ZM40 174H42L41 179H40V176H41ZM128 174H131V173H128ZM50 176H52V178H50ZM129 176H131V175H129ZM30 177L33 179V181H32V179H30ZM45 178H47V179H45ZM85 178H86V180H83ZM128 178L130 179V177H128ZM73 179H75V181H73ZM37 181H38V183H37ZM134 181H136V180H134ZM39 182H41V183H39ZM64 183H66V184H64ZM131 183H133V180ZM131 183H129L130 185L128 184L129 186L126 183V186L121 188L120 193L117 191V193L119 195L122 194V195H120L119 198H123V196H127L129 194L128 192H130L129 189H131V191H132V186H131L132 184ZM79 184H80V186H79ZM116 184H118V185H116ZM55 186L57 188L53 189L52 187H55ZM126 187L128 189H125ZM18 188L20 189V191ZM50 188L53 189V191H51ZM103 188H104V191H103ZM21 189H22V191H21ZM25 189H26V193H25ZM28 189H29V191H28ZM82 189H83V191H82ZM113 189H114V191H113ZM124 189H125V191H124ZM44 191H45V193H44ZM134 191H135V189H133V193L135 195L136 192H134ZM54 192L57 194H54ZM5 194H7L6 195L7 197L5 196ZM19 194H21V195H19ZM106 194H108V196ZM118 194H116V196H119ZM125 194H127V195H125ZM130 194L133 196V194L131 192H130ZM0 195H2V193ZM56 195H57V197H56ZM4 196L6 197V199L4 198ZM37 196H39V197H37ZM53 196H54V198H52ZM116 196L113 199H114V201L116 199L119 202V198H117ZM74 197L77 199H75ZM89 197H91V198H89ZM60 199H61V202H60ZM88 199H91L89 202H91L94 205H92L91 203H90L91 205L89 203H87V207H86L85 206L86 204H84V203L88 202V201H86ZM2 200H4V201H2ZM44 200L47 201V203ZM50 200H51V202H49ZM56 200L58 203L56 202ZM32 201H33V203H32ZM120 201H121V199H120ZM4 202L5 203L7 202V203L5 204ZM17 202H19V201H17ZM69 202H68V204H69ZM68 204L65 205V203H64V206L69 207L70 205H68ZM38 205H39V207H38ZM53 206H54V209H53ZM79 206H81V207H79ZM4 208H5V210H4ZM38 208L44 212H45V209L47 208L46 209L47 212L49 211L48 213L50 215L52 214L51 217L48 213H46L45 216H47L46 217L47 219H45V216L42 213V216H44V217H42L40 215V218H39L38 217L39 215H37V214H40V211ZM75 208H73L76 211L75 215L76 216H82L83 210L78 211L79 214L81 213V215H78L77 210ZM55 209H57V210H55ZM7 210H8V212H7ZM53 210L57 213H55ZM4 211H6L7 213ZM51 211H53V212L51 213ZM53 213H55L57 216H55V214H53ZM59 213H60V215H58ZM85 213L83 211V215H86ZM33 215H34V217H32ZM48 218H50V219H48ZM31 224H33V225H31ZM28 227H27V229H30V227L29 228ZM30 232H31V230H30ZM30 232H27V233L30 234ZM20 234H22V233H19V235ZM16 237H19V236H16ZM20 237H24V235L23 236L20 235ZM29 238H30V235H29ZM21 239L22 238H17L16 240L21 242ZM33 240H34V237H33ZM54 240H55V238H54ZM19 242H17V243H19ZM30 244H31L30 245L31 247L29 245H27L29 250L33 249V247H36V246H37V248H35L34 250H37L39 248L38 245H40L41 243H37L38 245H36V243H34V245H33V243H30ZM19 245H21V244H19ZM46 246L47 245H45V247ZM27 247H24L25 250L19 249V251L26 252ZM19 248H23V247H19ZM34 250H31L30 253L26 254L27 258H28V255H30V256L32 255V251H34ZM23 255H22L23 259L26 260V258H24Z\"/></svg>","mask_w":264,"mask_h":264}]
</instances>
